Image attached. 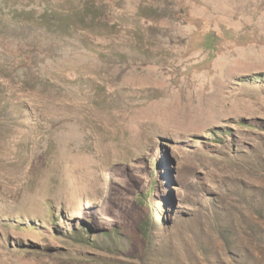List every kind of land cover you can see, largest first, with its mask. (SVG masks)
I'll return each instance as SVG.
<instances>
[{
    "label": "rangeland",
    "instance_id": "1",
    "mask_svg": "<svg viewBox=\"0 0 264 264\" xmlns=\"http://www.w3.org/2000/svg\"><path fill=\"white\" fill-rule=\"evenodd\" d=\"M0 264H264V0H0Z\"/></svg>",
    "mask_w": 264,
    "mask_h": 264
},
{
    "label": "trees",
    "instance_id": "2",
    "mask_svg": "<svg viewBox=\"0 0 264 264\" xmlns=\"http://www.w3.org/2000/svg\"><path fill=\"white\" fill-rule=\"evenodd\" d=\"M131 184V183H130ZM142 198H143V195H140V196H138V197H134L133 198V202H132V206H131V211H132V213L130 214V215H127V214H125V213H123L122 214V216H120V217H122L123 219H126V220H134L135 221V218H136V214L138 213V209H139V207H140V205L143 203L142 202ZM156 200L157 199H153V201H152V203H153V205H155L156 206ZM84 229V228H83ZM138 232L140 233V234H142L143 233V236H145L146 235V237H147V232H146V229H144V228H141L140 230H138ZM77 237V236H76ZM136 252V251H135Z\"/></svg>",
    "mask_w": 264,
    "mask_h": 264
}]
</instances>
